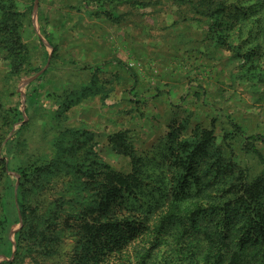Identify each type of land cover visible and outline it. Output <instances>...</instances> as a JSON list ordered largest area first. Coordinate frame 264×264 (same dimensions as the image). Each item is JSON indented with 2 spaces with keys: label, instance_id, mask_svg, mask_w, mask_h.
Here are the masks:
<instances>
[{
  "label": "rangeland",
  "instance_id": "1",
  "mask_svg": "<svg viewBox=\"0 0 264 264\" xmlns=\"http://www.w3.org/2000/svg\"><path fill=\"white\" fill-rule=\"evenodd\" d=\"M138 1L0 0V217L14 251L18 189L32 214L31 243L17 257L0 252V264L142 263L180 251L186 230L155 232L170 198L144 210L146 233L123 251L85 256L116 172L151 157L171 175L199 141L230 177L239 164L249 181L264 173L262 27L190 24L165 0Z\"/></svg>",
  "mask_w": 264,
  "mask_h": 264
},
{
  "label": "trees",
  "instance_id": "2",
  "mask_svg": "<svg viewBox=\"0 0 264 264\" xmlns=\"http://www.w3.org/2000/svg\"><path fill=\"white\" fill-rule=\"evenodd\" d=\"M165 2L175 7L181 20L190 24H194L195 20H209L208 26L216 28L231 22L229 27L236 25L239 28L249 27L251 30L262 27L264 31V0ZM25 112L29 113V107ZM19 116L20 119L24 118L21 112ZM1 146L2 141L0 149ZM203 153L204 146L198 141L183 158H178L170 165L171 175L161 173L165 159L155 157L140 161L139 170L135 169L134 172H116V180L121 183H118L119 187L115 185L111 197L104 200L99 226L85 231L84 249L87 259L90 251L96 254L107 251L110 253L112 250L123 251L131 240L146 233V219L149 215L144 210L158 206V211L171 198V211L167 209L163 212L155 232L163 239L173 232L186 230L178 241L181 250L170 253L169 258L168 255H154L152 262L129 261L127 264H264V173L249 181L246 179L245 169L239 164L236 166L240 167V171L233 170V176L230 177L219 168L216 161L208 162L209 158ZM6 157L0 153V165L4 170ZM38 169L42 170L37 167L34 171ZM145 173L151 176L149 180L143 177ZM22 174L28 176L27 170L22 168ZM29 175L35 176L33 171ZM150 179L154 184L148 188ZM20 192L18 189V204L24 218L23 226L15 232V251L13 242L3 238L6 220L0 217V252L7 256L17 257L23 242L28 245L31 243L32 214L29 213L27 217ZM143 203L148 205L143 208ZM183 204H186V209L180 211ZM116 205L120 207L114 208ZM123 206L131 208L126 211V216L122 215ZM91 227L92 225L89 226ZM173 237L175 238V234ZM204 237L207 238L206 241H203ZM99 238L103 239L98 241ZM187 244L193 245L196 250L187 249ZM35 246V242L30 245L32 248Z\"/></svg>",
  "mask_w": 264,
  "mask_h": 264
}]
</instances>
